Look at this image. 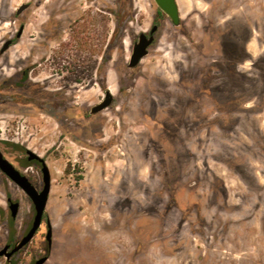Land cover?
Instances as JSON below:
<instances>
[{"label":"rangeland","instance_id":"rangeland-1","mask_svg":"<svg viewBox=\"0 0 264 264\" xmlns=\"http://www.w3.org/2000/svg\"><path fill=\"white\" fill-rule=\"evenodd\" d=\"M176 3L178 25L153 0H0V151L50 174L0 264H264V0ZM33 214L0 172V248Z\"/></svg>","mask_w":264,"mask_h":264},{"label":"water","instance_id":"water-1","mask_svg":"<svg viewBox=\"0 0 264 264\" xmlns=\"http://www.w3.org/2000/svg\"><path fill=\"white\" fill-rule=\"evenodd\" d=\"M153 1L158 9L166 15V17L173 25L179 24V12L176 0ZM26 6L27 4L20 5L17 8L16 13H19ZM155 29L156 27L152 26L150 28V31H154ZM151 41L152 36H146L144 32L138 34L137 39L132 44L129 60L127 63L128 67L135 66L140 61V59L147 54V47L149 46ZM9 44L10 40L8 39L1 46L0 53L3 52ZM111 100L112 94L109 89H106L104 91L102 99L98 103L90 107V113H96L103 110L110 104ZM26 154L28 160L37 159L41 162L40 170L42 174V188L40 190H38L24 174H22L17 168H15L13 164L8 161L0 151V171L29 197L34 209V214L29 229L18 240L14 242L13 246L9 250V244H4L0 248V257L4 256L6 259H9L11 255H13L24 245H26L35 234L42 220L50 188V174L44 160L29 149H26ZM8 208L10 211V216L15 217L18 210V202H10L8 204ZM47 226L48 227L45 234V239L49 244L51 242V227L49 223H47ZM46 258V256H42L35 260L33 264H42L46 260Z\"/></svg>","mask_w":264,"mask_h":264},{"label":"flooded vegetation","instance_id":"flooded-vegetation-1","mask_svg":"<svg viewBox=\"0 0 264 264\" xmlns=\"http://www.w3.org/2000/svg\"><path fill=\"white\" fill-rule=\"evenodd\" d=\"M27 7V6H26ZM25 7V8H26ZM156 31V29L154 30V31H148V32H146L145 34H146V36H152L153 34H154V32ZM18 36V35H17ZM10 40V44L8 45V47L12 44V39H9ZM3 45V44H2ZM7 47V48H8ZM6 48V49H7ZM5 49V50H6ZM4 50V51H5ZM2 53V52H1ZM108 88H109V91L111 92V94H112V92H113V89H112V87H111V85H109L108 86ZM24 162H32V163H34V164H36L37 166H39L40 167V169H41V162L39 161V160H37V159H31V160H28L27 159V157L25 158V160H24ZM1 172V171H0ZM21 172V171H20ZM2 173V172H1ZM22 174H24L23 172H21ZM3 174V173H2ZM25 175V174H24ZM6 202H7V205L10 203V202H15V200H13V198L12 197H7L6 198ZM45 224H46V227H47V222H45ZM30 227V226H29ZM29 227H28V229H29ZM27 229V230H28ZM8 244H9V248H8V250L13 246V243H10V242H8ZM11 257V256H10ZM10 257H9V259H10ZM9 259H6V260H9Z\"/></svg>","mask_w":264,"mask_h":264}]
</instances>
